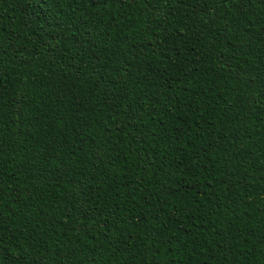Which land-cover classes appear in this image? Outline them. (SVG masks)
Masks as SVG:
<instances>
[{
    "label": "trees",
    "instance_id": "trees-1",
    "mask_svg": "<svg viewBox=\"0 0 264 264\" xmlns=\"http://www.w3.org/2000/svg\"><path fill=\"white\" fill-rule=\"evenodd\" d=\"M0 264H264V0H0Z\"/></svg>",
    "mask_w": 264,
    "mask_h": 264
}]
</instances>
